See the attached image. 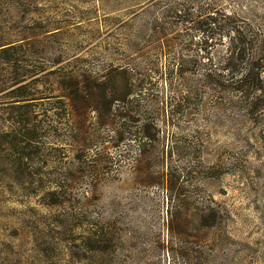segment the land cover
<instances>
[{
    "label": "rangeland",
    "instance_id": "obj_1",
    "mask_svg": "<svg viewBox=\"0 0 264 264\" xmlns=\"http://www.w3.org/2000/svg\"><path fill=\"white\" fill-rule=\"evenodd\" d=\"M233 27L264 0H0V264H264V107L200 85Z\"/></svg>",
    "mask_w": 264,
    "mask_h": 264
},
{
    "label": "trees",
    "instance_id": "obj_2",
    "mask_svg": "<svg viewBox=\"0 0 264 264\" xmlns=\"http://www.w3.org/2000/svg\"><path fill=\"white\" fill-rule=\"evenodd\" d=\"M210 20L208 25L215 27L214 19ZM248 32L246 34L239 27L230 29L225 34L228 41L224 51L216 55L210 52L213 45L207 44L204 50L207 64L200 85L205 92L234 94L239 104L253 112L264 107V36L260 31L250 29ZM63 90L64 97L70 101H78L81 96L86 98V92L75 78L64 82ZM214 94L211 97L218 99ZM260 111L264 112V108Z\"/></svg>",
    "mask_w": 264,
    "mask_h": 264
}]
</instances>
